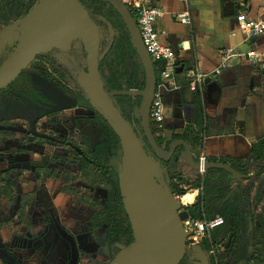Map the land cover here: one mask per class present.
Masks as SVG:
<instances>
[{
  "label": "crops",
  "instance_id": "0c3cea01",
  "mask_svg": "<svg viewBox=\"0 0 264 264\" xmlns=\"http://www.w3.org/2000/svg\"><path fill=\"white\" fill-rule=\"evenodd\" d=\"M156 4L164 11V15L157 22V30L162 41L176 51L180 66L176 75L179 89L160 87L164 122L157 130L161 133L157 135L164 137L173 133L175 139L187 141L196 162L201 155H206L208 163H223L228 158L242 160L244 164L251 163L253 146L264 139V71L256 70L246 59L235 58L220 77L212 78V74L221 65L225 49H233L241 54L251 49L264 52V35L248 42L245 33L240 29L239 20L241 15H246L248 19L264 21V0H156ZM178 13H188L192 24L176 22L173 16ZM194 70L210 75L203 95L195 94L189 86L190 74ZM198 96H202L206 114L210 119L209 134L206 137L202 128L197 126ZM191 127L194 128L196 137L201 138L199 144L194 141L195 136L184 138ZM13 140L16 138L6 137L2 144L12 145ZM5 147L8 149V146ZM24 157L31 161L40 158L22 154L21 159ZM18 165L6 157L2 158L0 173L6 174L9 169ZM189 168L195 169L180 157L177 172L180 174L182 170ZM229 173L243 181L244 176L237 177ZM27 175L34 177V172L29 171ZM204 176L194 179L192 185L196 180L203 181ZM64 186L68 184L62 181L52 184L50 192L56 210L69 211L74 207V203L70 192L63 191ZM191 189L194 190L192 187ZM202 189L194 190V197L197 199L190 202L192 205L199 199L200 191L206 203H219L221 195H217L218 192H206L204 187ZM213 196L216 198L215 202L212 201ZM1 221L2 218L0 223ZM8 226L10 225L5 224L4 228H1L0 225V247L6 248L15 260L24 261V264H30L31 259L34 264H43L42 251L35 252L31 247V240L30 247L22 245V237L30 239V234H15ZM13 226L21 230L25 225L17 220ZM218 230L219 238L227 240V232L222 227ZM84 259L85 257L83 262ZM0 264H3L1 259Z\"/></svg>",
  "mask_w": 264,
  "mask_h": 264
},
{
  "label": "water",
  "instance_id": "95a60500",
  "mask_svg": "<svg viewBox=\"0 0 264 264\" xmlns=\"http://www.w3.org/2000/svg\"><path fill=\"white\" fill-rule=\"evenodd\" d=\"M107 2L125 23L132 46L146 74V84L143 90L137 92V96L141 98L139 113L145 137L157 160L150 156L131 123L114 104L113 95L104 87L100 70V28L78 0H44L35 9L29 26L22 34L24 52L14 59L13 62L17 63L12 68L10 66L13 62L0 70V87L12 83L39 54L46 53L52 48L68 50L76 38L84 36L88 69L80 75L79 83L93 106L101 110L111 121L121 140L123 156L120 171L124 205L136 235V241L130 250L111 264H179L186 253L188 235L182 227V220L188 218V212L174 199L167 183L159 180L160 168H163L166 178L168 175L166 169L158 162L169 163L177 155L197 170L200 169V165L196 162L187 141L177 140L173 133H168L169 147L166 149L156 139L151 122V110L158 89L155 65L143 43L137 22L128 8L121 0ZM34 79L36 85L56 103L64 104L69 100L45 78L35 75ZM117 94L133 96L134 92ZM19 118L20 116L0 115V121ZM206 169H222L238 177L232 167L221 162L208 163Z\"/></svg>",
  "mask_w": 264,
  "mask_h": 264
},
{
  "label": "rangeland",
  "instance_id": "374dc122",
  "mask_svg": "<svg viewBox=\"0 0 264 264\" xmlns=\"http://www.w3.org/2000/svg\"><path fill=\"white\" fill-rule=\"evenodd\" d=\"M8 2V0L5 2L7 6V9H5L6 11H8ZM14 2L13 8L10 9V11L13 10L10 17L14 18L13 12L16 13L15 10L18 8L21 9L20 11L22 16L19 17V19L16 16L18 19H16L18 21L16 26L14 28L11 27L12 30L7 29V34L0 38V70L5 68L9 63L13 62L19 54H23L24 50L22 49L21 42L23 31L29 26L34 11L39 6L38 3H41L39 0H35V3H32L34 7L32 6L33 8L31 12L26 13L27 10H23V6L26 2H30V0H14ZM14 8L16 9L14 10ZM105 14H109L107 9ZM113 22L117 24L115 19H113ZM99 28L101 33V50L105 51L110 42L113 40V36L119 37L121 35V30L116 28V30L112 31L106 26H99ZM10 32H13L11 36L9 35ZM14 43L18 45L15 52L12 50ZM86 52L85 37L80 36L73 41L70 50H54L49 52L46 57L56 63L57 68L61 69V73L67 81L81 87L79 77L84 71H86ZM12 54L14 56H12ZM116 59L115 55H109V65H105L101 72L103 80H108V78L111 77V70H116ZM135 63L139 64L137 62ZM14 65L15 64L11 65L10 68ZM138 69L141 70L140 67ZM124 82L127 84L126 79ZM16 84L17 87H20L21 85H24V81L19 78L14 83V85ZM128 88V85H125L124 89L128 90ZM130 91L134 92V95L130 96L132 101L129 106H125L128 118L135 126V130L137 131L143 144L148 149L150 156L154 159L155 156L152 149L149 147L141 128L138 127L135 122V120H138L140 117L138 105L141 103V98L137 96V92L139 90L135 89V86H133ZM94 108L96 111L99 110L96 107ZM78 113L79 112L76 110H71L57 115H52L48 118H44L37 126L42 134L54 135L56 138L61 140H68V142L75 144L74 147L73 145L62 147L58 144H50L34 139L28 134L29 126L24 122L0 124V159L8 156L10 161L19 164L18 167L9 169L6 174L0 173L1 228H4V225L8 224L10 225L8 228L12 232L15 231V234L17 232H21L25 236L30 234L32 239H35L37 237L36 233L41 230L40 227L43 224L41 223L43 219L41 216L42 210H40L37 203L39 196H41V194L52 196V193L50 192V185L57 184L60 181H65V184H68V186H65V189L63 188V190L70 192V197L73 198L74 207H72L69 211H65L63 209L57 210L56 213L58 214L61 223L64 226L71 228L72 232L76 236H79L82 239L91 238L87 237L85 232L89 229V227L87 225L83 226V224L87 223L89 217L102 211V206L105 205V197L109 194L110 188L108 186L103 187L99 185V180L96 177L98 174L97 170L87 164V166H84L82 171H76V168L70 167L68 175L65 170L63 171L64 173H62L63 175H61L58 173L57 169H54L55 165H52L59 160L61 161V157L65 158V160L69 158L68 161L65 162H69L72 165L75 163L77 154H82V151H80L81 149L79 148L82 143L80 144L77 141L75 134H77L78 129H80V125H85L86 120L78 118L80 117ZM154 129L159 130L160 128L156 124ZM9 130H12L13 135L9 134ZM90 133L92 134V132ZM6 137L16 138V140H13L14 144H5V146H8V149H5L6 147L2 144V141H5ZM90 142L91 144H94L93 141ZM35 144L38 145L37 151L32 149ZM28 145L32 146L28 147ZM44 146H50L53 149H44ZM28 148L31 149L29 150ZM83 152L88 154L86 148L83 149ZM22 154H27L32 156V158L39 156V159H42V161L37 163L31 161L28 157L21 159ZM122 156L123 152L120 151L119 158L114 161V165L120 170L122 165ZM39 159L36 158L35 160ZM158 163L161 165V161ZM29 171L34 172V177L27 175V172ZM72 171H75L76 174ZM165 178V176H160L159 180L166 183ZM199 182L200 180H196L192 188L194 189ZM17 220L21 221L25 225L21 230L13 226ZM38 220H40L41 224H36V221ZM107 232L108 229L106 227L97 230L95 232L94 239L96 240L94 243L102 245L105 244ZM246 235L245 239L249 242V237L251 236L248 234ZM42 251L43 254L47 255L46 249H43ZM90 260H93V262L90 263ZM104 260H106V257L102 252V254H97L93 257H89L88 259H84L83 264H101ZM30 264H34V260L31 259Z\"/></svg>",
  "mask_w": 264,
  "mask_h": 264
},
{
  "label": "flooded vegetation",
  "instance_id": "af4514ba",
  "mask_svg": "<svg viewBox=\"0 0 264 264\" xmlns=\"http://www.w3.org/2000/svg\"><path fill=\"white\" fill-rule=\"evenodd\" d=\"M8 1H9L8 11L12 12L13 10L10 11V9L13 8V5L15 2L14 0H8ZM39 1L42 3L44 0H39ZM5 2L6 0H0V6H3L5 7V9H7ZM32 3H35V0H30V2H26V4H24L23 10H27L26 13L31 12L32 8L34 7ZM41 3H38V4L40 5ZM15 9L16 8H14V10ZM13 14H14V18H11L9 21L2 20L0 22V38L5 36V34H7L8 32L7 29L10 30L11 27L14 28L16 26L18 22L17 20L19 19V17L16 15L15 12H13ZM16 16L18 17V19ZM12 33L13 32H10L9 35L11 36ZM17 47L18 45L14 43L13 48H12L13 52L17 50ZM54 50L59 51L60 49L52 48L48 50L46 53L39 54L34 59V61L30 64V66L25 71H23L12 83H10L7 86L1 87L2 91L0 93V115L4 117L20 116V118L13 119V120L0 121V124H9L13 122H24L29 126L28 134L32 136L34 139L42 141V142H47L50 144H53V143L58 144V145H61L62 147L68 146V145H71V146L73 145L74 147L75 144L68 142V140H61L59 138H56L54 135L42 134L39 131L37 126L40 123V121H42L44 118H48L49 116L57 115L60 113L71 111V110H76L77 112H79L78 114L80 115V117L78 118L86 120L85 125H82V126L80 125V129H78L77 134H75L77 141L80 144L82 143L81 147H79L81 149L80 151H82V154H77L75 163L72 165L69 162H65V161H68L69 158L65 160V158L63 157H61V161L59 160L56 163H53L52 165H55L54 169H57L58 173H60L61 175H63L62 173H64L63 172L64 170L68 175L70 171L69 170L70 167L76 168V171H79V170L82 171L86 164L88 166L93 167L95 170H97L93 165L89 164L87 161L90 162V160H92V155L89 152L88 144L89 146L94 148L100 141L99 130L94 129L91 126V123L97 120L98 111H96L94 106L83 108L79 105L78 91H76V94H75L70 90L74 86L75 87H79V86H76L70 83L65 78H63L64 84L60 85L59 83L54 81L52 77L48 75L44 76V75L33 72L34 65L46 66L50 70L51 73L54 70L53 69L54 66L57 68L56 63L46 57L49 54V52H52ZM12 56L14 55L12 54ZM135 62L139 63L136 58L133 60L132 64L137 66L138 64H136ZM141 70H144V68L142 67ZM58 71L62 75L61 69H59ZM156 74H157V77L159 78V72L157 71V69H156ZM28 75H31L34 88H31L32 84L28 78ZM35 75H39L45 78L46 80H48L50 83H53L69 100H67L66 103L64 104L56 103L54 99H52L49 95L43 92L38 85H36L35 79H34ZM19 78H21V80L24 81V85L20 86L24 88V93L16 94L12 90L13 95L5 96V92L9 91L11 88V85H13L16 82V80H18ZM135 122L137 126L141 128V131L143 135L145 136L141 123L138 122V120H135ZM151 122H152L153 131H156L154 129V126L156 124L152 121V118H151ZM131 125L135 130V126L132 123ZM90 132H92V134ZM135 132L137 133L136 130ZM9 134L13 135L12 130H9ZM157 137L159 136L157 135L156 139ZM164 138L166 139V141H164L163 145L161 146L167 149L169 147V143L167 142V136H164ZM90 141H93L94 144H91ZM37 147L38 145L35 144L33 145L32 149L34 151H37ZM43 148L44 149L47 148L51 150L53 149L50 146H44ZM84 148H86V150L88 151V154L83 152ZM6 159L10 160L8 156L6 157ZM177 159L178 157L176 155L172 159V161L177 160ZM41 161L42 159L34 160V162H37V163H40ZM72 172L75 173V171H72ZM97 173L98 174L96 177L99 180V185L103 187L108 186L110 188L109 191L111 192L112 188L109 182L107 181V179L104 178L102 175H100L98 171ZM62 182H65V181H62ZM255 184H256V191L253 193V197L257 196L258 190L264 193V174H262L259 177H256ZM63 188L65 189V186ZM231 190L232 188L228 189L224 193L223 196L222 195L220 196L221 199L223 198V206L227 205L229 201L231 200V195H232ZM108 195L105 197V200H104L105 205L102 206L101 204L102 211H103V208L107 206ZM201 195H202V191L199 192V196ZM203 195L205 198L206 197L205 193H203ZM101 198H104V197H101ZM37 203H38V207L40 208V210H42L41 216L43 219L41 223L43 224L40 227L41 230H39L36 233L37 237L35 239H32V236H30V239L22 237L23 240L21 241H23L22 245L25 244L26 247L28 246L30 247L29 242L31 240L32 241L31 247L33 250H35V252H39V251H42L43 249H46L47 255L43 254V251H42V255H43L42 263L43 264H82L84 256H85V259L86 258L88 259L89 257H93L97 254H102V252L104 256L106 257V260H104L101 264H111L113 262L118 261L119 257L122 254L130 250L128 249L126 251H122L119 254L115 252V246L110 245L109 240H108V237H109L108 226H104L100 228V229H103L106 227L108 229L105 244L102 245V244L94 243L96 240L94 239L95 232L100 229L91 231L90 230L91 220L96 215L100 214L102 211L97 212V214H95L94 216L89 217V219L87 220V223L83 224V226L87 225L89 227V229L85 232L87 234L86 236L91 237V238H87L88 239L87 240L84 238L82 239L79 236H76L72 232L71 228L66 227L61 223V220L59 219L58 214L56 213L57 210L55 208V204L53 202L52 196L41 194V196H39ZM126 215H127V212H126ZM127 218H128V223L126 227L127 229H130V228L132 229V225H131L128 215H127ZM247 222L248 224L247 223L246 224L248 225V229H245V230L243 229L241 230V232H238L235 228L234 229L231 228V223L225 221V225L222 228L227 232V240L223 238H219L218 241L216 242L215 237L219 236L218 235L219 230H217L213 235L212 243L203 242L202 244L195 246V247H190L187 244L186 253L184 255V258L179 264H264V202L260 207H257V209L254 211L253 218H250ZM41 223H40V220L36 221V224H41ZM246 234L251 236L249 237L250 239L249 242H247L245 239ZM132 236H134V241L132 242L131 246L136 241V235L133 229H132ZM90 242H92L93 244ZM11 255L13 256V254H11V252H9L6 248L0 247V259L2 260L3 264H24V261L20 262L19 260H15ZM89 262L92 263L93 260H90Z\"/></svg>",
  "mask_w": 264,
  "mask_h": 264
},
{
  "label": "trees",
  "instance_id": "16d2710c",
  "mask_svg": "<svg viewBox=\"0 0 264 264\" xmlns=\"http://www.w3.org/2000/svg\"><path fill=\"white\" fill-rule=\"evenodd\" d=\"M80 1L88 12L91 14L92 18L96 24L100 26H106L112 31L119 28L121 30V35L119 37L113 36V40L110 42L108 48L105 51L101 50L100 54V70L102 72L105 65L108 64L109 55L113 54L116 56V70H111V77L104 81V87L106 91L113 95V102L119 109L121 114L126 120H128L127 110L125 106H129L131 103V97L117 94L121 92L130 91L133 86L135 89L141 91L146 84V74L144 70H139L142 68L139 56L136 50L133 48L131 43L130 33L126 28L121 16L116 12L113 6L107 2V0H78ZM106 9L109 14H105ZM21 9H16V15L21 17ZM11 12L6 11L5 7L0 6V22L2 20L9 21L11 19ZM113 19L117 21V24L113 22ZM23 49V48H22ZM87 57V52L85 54ZM137 59L139 64L133 65V60ZM109 65V64H108ZM53 72L46 66L34 65V73L41 75H48L53 78L54 81L60 85L63 83V76L60 74L55 66L53 67ZM88 67L86 65V71ZM31 82V88H34L33 80L31 75H28ZM127 80L125 84L124 80ZM159 83V79H158ZM125 85H128V90H125ZM2 88H0V93ZM16 94H23L24 88L17 87L16 85H11L9 91L5 92V96ZM76 94L78 91L79 105L83 108H88L93 106L92 102L89 100L85 92L81 87H72L70 89ZM198 118L197 126L202 128L203 135L206 137L209 132L208 128L210 125V119L206 114L204 104L202 101V96H198ZM140 104L138 105V109ZM138 122L141 123V117L138 118ZM94 129L99 130L100 141L93 148L89 146L88 149L92 155V160L87 161L89 164L93 165L100 175L107 179L112 190L108 195L107 206L103 208V211L96 215L91 220V231H95L104 226L109 228V243L115 246V252L117 254L122 251H126L131 248V244L134 241V236H132V229H127L126 225L128 223V218L125 210V198L123 195V188L121 183V171L114 165V161L119 158V152L122 151L121 140L116 133L111 121L105 117L101 110H98L97 120L91 123ZM190 131L185 135V139H189L191 136H195L194 141L199 144L201 142L200 136L196 137L194 128H189ZM164 131L163 129L161 130ZM161 132L154 131L157 136ZM54 139V138H53ZM160 145H163L166 139L164 137H157ZM123 152V151H122ZM253 160L251 163L244 164L242 160L239 159H225L224 164L232 167L236 173L240 176H244L243 181L234 178L229 172L224 170H208L203 178L194 189H202L204 191H215L218 192L217 195H224V193L232 188L231 190V200L225 206H223V198L219 200V203H206L202 196L199 197L197 202L185 208V210L195 219H201L203 214L206 213L209 217L221 216L225 221L231 223V228H235L238 232L241 230L248 229V220L253 218L254 211L257 207H260L264 202V193L260 190L257 191V196L253 197V193L256 191V177L264 174V139L259 141L253 146L252 149ZM155 160L156 157L154 158ZM162 166L166 169L168 177L166 178V183L168 189L173 194L186 195L187 190L183 187H192L183 180L182 176L177 172L179 164V156L177 160L170 163L161 162ZM215 196H213V202H215ZM247 223V224H246ZM220 235V233L218 234ZM219 236L215 237L217 242ZM208 247V245H207Z\"/></svg>",
  "mask_w": 264,
  "mask_h": 264
},
{
  "label": "built area",
  "instance_id": "2783aa9c",
  "mask_svg": "<svg viewBox=\"0 0 264 264\" xmlns=\"http://www.w3.org/2000/svg\"><path fill=\"white\" fill-rule=\"evenodd\" d=\"M128 8L132 17L136 20L140 30L141 38L147 51L149 52L155 68L159 72L158 89L153 103L151 118L152 121L160 126L164 122V105L163 96L160 87H168L170 89H179L176 83V75L180 69L178 64V56L176 51L169 45H166L157 30V22L164 15V11L156 4V0H121ZM174 20L184 25H191L192 20L188 13L174 14ZM240 29L245 33L247 41L251 42L264 35V21L248 19L246 15H241ZM235 58L246 59L258 71H264V52L251 49L245 54L237 53L233 49H225L222 54V63L212 74V78H218L229 67L230 62ZM210 75L200 70H194L190 74V88L192 92L198 95L205 93V88ZM200 169H185L181 171L183 180L192 184L194 179L203 177L206 172L208 158L206 155H201L198 159ZM161 174L164 176L163 168ZM160 174V176H161ZM187 190L186 195L173 194L175 200L186 208L192 203H185L184 198L189 194H194L195 191L190 187H183ZM194 199H197L194 197ZM196 200H194L195 202ZM193 202V203H194ZM185 211V209H184ZM182 211V212H184ZM225 225V219L221 216L209 218L206 213L201 219H195L188 213V218L182 220V227L188 235L187 244L190 247H195L203 242L212 243L214 233ZM214 253V252H213Z\"/></svg>",
  "mask_w": 264,
  "mask_h": 264
},
{
  "label": "bare ground",
  "instance_id": "6f19581e",
  "mask_svg": "<svg viewBox=\"0 0 264 264\" xmlns=\"http://www.w3.org/2000/svg\"><path fill=\"white\" fill-rule=\"evenodd\" d=\"M17 63V61L15 62V63H13V64H16ZM12 64V65H13ZM190 197V198H189ZM193 199H194V194H189V195H187L185 198H184V202L185 203H190V202H192L193 201Z\"/></svg>",
  "mask_w": 264,
  "mask_h": 264
}]
</instances>
